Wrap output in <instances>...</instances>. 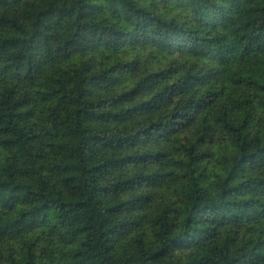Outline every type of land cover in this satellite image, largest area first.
Here are the masks:
<instances>
[{"label":"trees","instance_id":"1","mask_svg":"<svg viewBox=\"0 0 264 264\" xmlns=\"http://www.w3.org/2000/svg\"><path fill=\"white\" fill-rule=\"evenodd\" d=\"M0 264H264V0H0Z\"/></svg>","mask_w":264,"mask_h":264}]
</instances>
